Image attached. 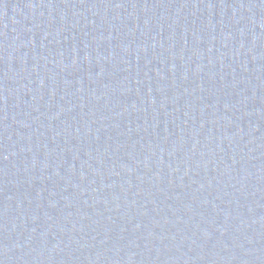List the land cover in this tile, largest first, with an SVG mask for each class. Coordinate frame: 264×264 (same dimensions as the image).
Wrapping results in <instances>:
<instances>
[{"label":"water","instance_id":"water-1","mask_svg":"<svg viewBox=\"0 0 264 264\" xmlns=\"http://www.w3.org/2000/svg\"><path fill=\"white\" fill-rule=\"evenodd\" d=\"M0 264H264V0H0Z\"/></svg>","mask_w":264,"mask_h":264}]
</instances>
